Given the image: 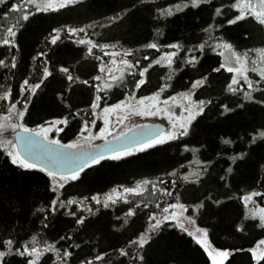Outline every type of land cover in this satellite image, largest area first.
I'll return each mask as SVG.
<instances>
[{
	"label": "trees",
	"instance_id": "obj_1",
	"mask_svg": "<svg viewBox=\"0 0 264 264\" xmlns=\"http://www.w3.org/2000/svg\"><path fill=\"white\" fill-rule=\"evenodd\" d=\"M242 1L0 0L2 135L55 123L72 144L139 80V97L198 108L177 136L70 176L0 145V264H212L176 212L225 264H264V16Z\"/></svg>",
	"mask_w": 264,
	"mask_h": 264
},
{
	"label": "rangeland",
	"instance_id": "obj_2",
	"mask_svg": "<svg viewBox=\"0 0 264 264\" xmlns=\"http://www.w3.org/2000/svg\"><path fill=\"white\" fill-rule=\"evenodd\" d=\"M65 1L67 0H52V2H54L53 4L56 5ZM241 8L244 13L251 12L259 17L264 16V0H244L241 3ZM224 60L226 63H229V68L234 72L235 78L238 80L245 79L244 60L242 58L233 55L230 57L225 51ZM143 82L144 80H139V83L134 86L132 92L128 93L124 99L112 104L110 107H97L94 120H101L99 126H96L95 121L93 120V123L79 134L77 140L69 145H94L104 140L119 136L131 127L142 123L160 122L164 124L165 132L156 142L175 137L177 134L184 132L189 122L193 119L196 113H198V108L192 100V93L178 94L165 99L159 98L158 96L139 97L137 96V90ZM0 117L1 131V129L5 128V125L3 124V116ZM9 124L13 127L9 128L12 131L21 128L20 122L16 123V121H11ZM55 127V123L40 126L35 129V132L53 142H57V139L49 136L51 130ZM0 144L7 147L16 161H20V156L16 150L12 133L10 137L8 135L4 136L0 133ZM144 147H147V145ZM55 182L61 183L60 178H55ZM171 216V218L176 219L179 226L193 235L208 254L212 264H225L230 251L216 248L208 238L206 231L203 229H197L193 221L184 213L176 212ZM257 250L262 251V253L264 252V240L257 245L254 252Z\"/></svg>",
	"mask_w": 264,
	"mask_h": 264
},
{
	"label": "water",
	"instance_id": "obj_3",
	"mask_svg": "<svg viewBox=\"0 0 264 264\" xmlns=\"http://www.w3.org/2000/svg\"><path fill=\"white\" fill-rule=\"evenodd\" d=\"M165 132L160 122L135 125L123 134L90 146H68L55 143L33 130L13 133L19 155L33 164L58 176L74 175L90 164L113 154L134 149L160 137ZM262 251H255L257 261Z\"/></svg>",
	"mask_w": 264,
	"mask_h": 264
},
{
	"label": "flooded vegetation",
	"instance_id": "obj_4",
	"mask_svg": "<svg viewBox=\"0 0 264 264\" xmlns=\"http://www.w3.org/2000/svg\"><path fill=\"white\" fill-rule=\"evenodd\" d=\"M17 130H21V129H17ZM17 130H15V131H17ZM15 131H12V137H13V133L15 132ZM2 134V133H1ZM4 135V134H3ZM5 136V135H4ZM159 139V137L157 138V139H155V140H153V141H150V142H148V143H146V144H143V145H141V146H138V147H136V148H134V149H130V150H127V151H123V152H119V153H117V154H115V155H112V156H116V155H121V154H126V153H130V152H133V150L135 151V150H137V149H139V148H142V147H144V146H148V144H151V143H153L154 141V143H156V141ZM13 140H14V137H13ZM14 143H15V140H14ZM0 145H2V144H0ZM2 146H4V145H2ZM15 147H16V143H15ZM16 150H17V147H16ZM18 152V151H17ZM20 156V155H19ZM12 158H13V160L14 161H16L15 159H14V157L13 156H11ZM16 162H18V163H20V164H23V165H32V166H35V165H33V164H30V163H28L27 161H25L21 156H20V161H16Z\"/></svg>",
	"mask_w": 264,
	"mask_h": 264
}]
</instances>
